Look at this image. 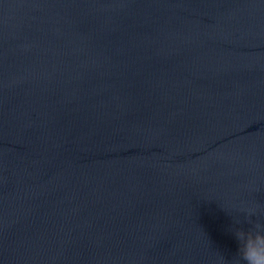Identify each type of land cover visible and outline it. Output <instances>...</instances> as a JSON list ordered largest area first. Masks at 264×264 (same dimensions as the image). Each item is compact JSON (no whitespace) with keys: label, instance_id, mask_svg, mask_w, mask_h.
Here are the masks:
<instances>
[{"label":"water","instance_id":"95a60500","mask_svg":"<svg viewBox=\"0 0 264 264\" xmlns=\"http://www.w3.org/2000/svg\"><path fill=\"white\" fill-rule=\"evenodd\" d=\"M249 207L264 0H0V264H237Z\"/></svg>","mask_w":264,"mask_h":264},{"label":"clouds","instance_id":"9594fccd","mask_svg":"<svg viewBox=\"0 0 264 264\" xmlns=\"http://www.w3.org/2000/svg\"><path fill=\"white\" fill-rule=\"evenodd\" d=\"M241 213L243 222L251 227H241L242 221L238 216L234 217L230 226L229 230L237 244V264H264V220L256 219L258 212L255 207H249Z\"/></svg>","mask_w":264,"mask_h":264}]
</instances>
